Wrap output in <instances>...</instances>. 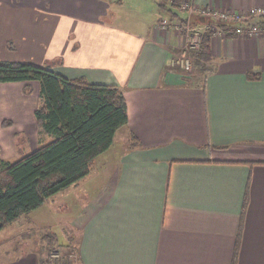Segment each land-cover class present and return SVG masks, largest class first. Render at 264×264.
Listing matches in <instances>:
<instances>
[{
  "label": "crops",
  "instance_id": "obj_1",
  "mask_svg": "<svg viewBox=\"0 0 264 264\" xmlns=\"http://www.w3.org/2000/svg\"><path fill=\"white\" fill-rule=\"evenodd\" d=\"M175 16L158 0H0V60L115 85L127 109L90 172L22 215L43 226L42 247L0 253V264H45L50 240L75 251L73 264H264V32L224 25L211 58L187 70L170 63L185 33L159 25ZM25 83L0 81V131L31 150L51 135L34 116L39 82ZM48 202L54 229L36 220Z\"/></svg>",
  "mask_w": 264,
  "mask_h": 264
},
{
  "label": "trees",
  "instance_id": "obj_2",
  "mask_svg": "<svg viewBox=\"0 0 264 264\" xmlns=\"http://www.w3.org/2000/svg\"><path fill=\"white\" fill-rule=\"evenodd\" d=\"M181 1L158 0V6L175 16ZM259 22L264 24V19ZM210 41L211 30L205 29L199 49L193 51L195 64L211 58ZM8 47L13 45L9 42ZM32 80L39 82L42 99L34 112L36 123L51 139L14 160L0 155V229L86 176L116 129L127 122L126 100L115 85L68 78L29 62L0 60L1 82L25 81L30 89Z\"/></svg>",
  "mask_w": 264,
  "mask_h": 264
},
{
  "label": "built area",
  "instance_id": "obj_3",
  "mask_svg": "<svg viewBox=\"0 0 264 264\" xmlns=\"http://www.w3.org/2000/svg\"><path fill=\"white\" fill-rule=\"evenodd\" d=\"M179 9L187 12V18L182 22L172 23L167 19L159 21L162 27H171L185 33L186 42L181 50L171 57V65H178L187 70L191 69L194 55L193 51L199 49L201 34L205 29L211 30L212 36H226L227 30L219 23H236V33L239 35H252L264 32V25L259 23L260 18L264 17V6H252L245 11L219 9L212 6L197 8L192 0H182ZM191 15L202 18L201 24L192 23ZM71 254H69L70 256ZM68 254H60L59 250L52 248L49 251L50 259H59L62 262L67 260ZM50 261V260H48ZM57 264V263H56ZM68 264V263H63Z\"/></svg>",
  "mask_w": 264,
  "mask_h": 264
},
{
  "label": "rangeland",
  "instance_id": "obj_4",
  "mask_svg": "<svg viewBox=\"0 0 264 264\" xmlns=\"http://www.w3.org/2000/svg\"><path fill=\"white\" fill-rule=\"evenodd\" d=\"M177 16V17H176ZM175 16V20L176 22L180 23L183 20L182 19H186L187 18V12L186 11H182V10H177V15ZM169 21V20H168ZM170 22V21H169ZM53 62V61H52ZM4 95L0 94V119L4 118V109L7 110V104L5 102V98ZM30 102V101H28ZM4 106V108H3ZM16 117H19L18 115H16ZM8 127V126H5ZM13 135H15V139H13V146L12 147L10 144L11 142V138L8 134L4 133L2 131H0V141H1V152L0 155L2 157V153L3 155L7 158V160H14L19 158L20 156H22L23 154H25L26 152H29V147L26 146V143H24V141H20V138H18V136L16 137L17 132L16 129L13 130L11 132ZM11 135V134H10ZM24 140V138H22ZM11 147H9V146ZM35 148V147H34ZM12 150V154L8 155L9 152H11ZM32 150V149H31ZM8 155V156H7ZM3 158V157H2ZM5 158V159H6ZM39 216H37L36 220L37 222L42 225L41 223H48L49 225H51V228L54 229L55 223L53 222V218L52 216V211H51V207H50V203L48 202L47 204H45L43 207H41V209H39ZM36 213H33V215H35ZM31 215V216H33ZM46 225V224H43ZM31 223H28L27 219L25 217L21 218L19 217V219L15 220L12 223H8L5 227H3L2 229H0V253L6 252V251H28L30 250L32 247H42V244H40L38 242L39 237L37 235H39L40 231L38 230V228H41L43 226H39L37 228L33 227L30 228ZM43 230V229H42ZM36 241V242H35ZM39 243V244H38ZM72 246V245H71ZM54 248L59 250L60 254H66L67 249H62L61 246L58 245V247L56 245H52L49 247H47V252L45 255V261H47L45 264H63V263H68V264H73L76 258V253L75 251H73V249L71 251H67L68 256H67V260L65 261H61L59 259H50L48 257L49 251ZM42 249V248H41ZM69 254H71L69 256ZM70 257V258H69ZM50 260V261H48Z\"/></svg>",
  "mask_w": 264,
  "mask_h": 264
},
{
  "label": "water",
  "instance_id": "obj_5",
  "mask_svg": "<svg viewBox=\"0 0 264 264\" xmlns=\"http://www.w3.org/2000/svg\"><path fill=\"white\" fill-rule=\"evenodd\" d=\"M190 19H191V21H196V19L198 20V17L195 15H191Z\"/></svg>",
  "mask_w": 264,
  "mask_h": 264
},
{
  "label": "bare ground",
  "instance_id": "obj_6",
  "mask_svg": "<svg viewBox=\"0 0 264 264\" xmlns=\"http://www.w3.org/2000/svg\"><path fill=\"white\" fill-rule=\"evenodd\" d=\"M180 10V9H179ZM195 16H197V15H195ZM198 17V20L197 21H201L202 22V18H200L199 16H197ZM191 20V19H190ZM197 21H191L192 23H196Z\"/></svg>",
  "mask_w": 264,
  "mask_h": 264
}]
</instances>
